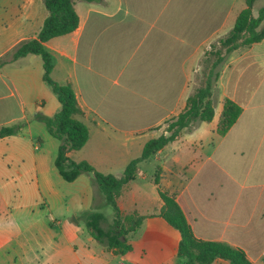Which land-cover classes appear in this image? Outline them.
I'll use <instances>...</instances> for the list:
<instances>
[{
	"label": "crops",
	"instance_id": "0c3cea01",
	"mask_svg": "<svg viewBox=\"0 0 264 264\" xmlns=\"http://www.w3.org/2000/svg\"><path fill=\"white\" fill-rule=\"evenodd\" d=\"M72 2L75 28L43 42L53 57L50 77L69 84L81 111L76 118L87 129L84 144L67 156L118 176L183 108L200 83L204 51L229 31L245 2ZM258 8L253 0L252 15ZM46 14L42 0H0V128L17 126L0 136V264H174L179 233L158 215L162 203L153 174L142 170L151 162L158 187L173 195L196 238L239 248L249 264H264V38L227 55L213 85L210 121L181 129L138 163L115 202L121 212L143 218L130 248L114 253L84 234L81 214L105 207L90 174L60 177L53 165L58 141L35 118L59 108L41 79L40 58L10 57L36 35ZM224 98L240 112L220 135ZM23 141L34 150L27 165ZM11 167L14 175H5ZM10 180L31 202L10 206ZM210 264L229 263L216 258Z\"/></svg>",
	"mask_w": 264,
	"mask_h": 264
},
{
	"label": "trees",
	"instance_id": "16d2710c",
	"mask_svg": "<svg viewBox=\"0 0 264 264\" xmlns=\"http://www.w3.org/2000/svg\"><path fill=\"white\" fill-rule=\"evenodd\" d=\"M47 11L41 26L34 37L21 41L12 51L11 59L27 54L37 55L41 60V79L56 96L59 108L50 117L36 114L50 136L57 139L58 145L53 165L60 177L72 181L82 173L90 174L91 181L102 197V204L112 210L110 223H102L105 216L94 208L81 214L84 226L89 235L105 249L114 253H123L130 248L128 240L137 235L143 215L136 212L123 213L116 205L115 199L123 185L135 177L137 165L146 160L167 142L173 140L181 129L189 128L197 122L210 121L213 115L212 90L217 79L219 68L226 56L234 49L249 45L264 38V5L252 15L253 0H244L245 6L237 13L232 27L222 37L211 43L200 59V83L186 97L183 108L173 117L164 121V133L144 142L139 156L131 159L122 169L120 175L101 173L87 161H73L67 152L79 149L87 138L85 125L76 118L81 111L69 84H59L49 73L53 66L52 55L45 50L43 42L51 37L72 31L77 24V15L72 0H42ZM5 59L0 60V64ZM240 107L224 98L216 124V132L223 134L234 122ZM17 126L0 128V136L13 134ZM158 167L153 174V183L161 200L158 215L179 233L174 264H210L216 258L227 260L229 264H249L244 252L225 243L196 238L172 194L158 187Z\"/></svg>",
	"mask_w": 264,
	"mask_h": 264
},
{
	"label": "rangeland",
	"instance_id": "374dc122",
	"mask_svg": "<svg viewBox=\"0 0 264 264\" xmlns=\"http://www.w3.org/2000/svg\"><path fill=\"white\" fill-rule=\"evenodd\" d=\"M262 4H264V0H254V9L260 7ZM254 15H256V11L254 12ZM262 22L264 23V19H263ZM217 115H218V111H217ZM165 126H166V124H163V125L160 126V129H161L162 132L164 131ZM188 130H190V129L188 128ZM22 143L27 144V145H24V150H23V153H22V159H23L22 165H24V163H25V165H27V163H29V161H30V159L32 157V154H33L34 150H32L30 146H28L29 143L24 142V141ZM155 168H156V165L154 164V162L153 163L151 162V163L145 164L144 168L142 170H144V171L146 170L148 174L152 175V174H154ZM15 169L16 168H14V167H11L9 169H5V175H7V176L14 175V170ZM10 182H12V180H10L9 183H7L6 185H7L8 188H10V190L7 193V195H8V200H9L10 206L12 208L16 207L18 204L22 205V204H27L28 202H31L28 194H26L24 191H21L20 187H18V185H15V184L10 183ZM14 187H16L18 189V191H15ZM102 212L105 215L107 214L106 216L108 217L106 219V221L102 223V226L106 227V225H108V223H110V221H111L112 210H111V208L109 206H105L102 209ZM72 218H73L72 214L64 215V219L65 220L70 219L71 221H73ZM81 223H83V222H81ZM74 228L78 229L77 226H75ZM84 231H85L84 232V234H85L87 232L86 228H85Z\"/></svg>",
	"mask_w": 264,
	"mask_h": 264
}]
</instances>
